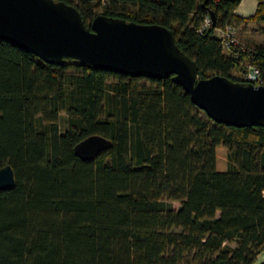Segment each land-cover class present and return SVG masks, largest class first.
Wrapping results in <instances>:
<instances>
[{"label": "trees", "instance_id": "16d2710c", "mask_svg": "<svg viewBox=\"0 0 264 264\" xmlns=\"http://www.w3.org/2000/svg\"><path fill=\"white\" fill-rule=\"evenodd\" d=\"M64 1L87 25L104 14L173 30L201 78L244 82L242 61L264 76L263 44L236 54L216 33L264 18V0L249 18L234 14L242 0ZM93 135L112 147L84 161L75 147ZM7 164L0 264H255L264 252V126L214 121L172 77L49 64L0 40Z\"/></svg>", "mask_w": 264, "mask_h": 264}, {"label": "water", "instance_id": "95a60500", "mask_svg": "<svg viewBox=\"0 0 264 264\" xmlns=\"http://www.w3.org/2000/svg\"><path fill=\"white\" fill-rule=\"evenodd\" d=\"M0 40L49 64L74 62L132 77H172L214 121L264 126V85L222 75L201 78L197 62L180 49L173 30L160 24L100 14L87 25L77 7L64 0H0ZM111 147V140L93 135L76 145L75 154L90 161ZM15 185L14 169L7 164L0 169V191Z\"/></svg>", "mask_w": 264, "mask_h": 264}, {"label": "built area", "instance_id": "2783aa9c", "mask_svg": "<svg viewBox=\"0 0 264 264\" xmlns=\"http://www.w3.org/2000/svg\"><path fill=\"white\" fill-rule=\"evenodd\" d=\"M211 22V19L207 18L205 21V27H209ZM237 29L236 25L228 23L225 26L217 28L216 33L221 40L224 50L229 52L235 51L236 54H239L241 51L246 52V47L239 39ZM235 71L239 72L238 79H241L246 83H252L257 86L264 85L262 70L258 65L252 62L242 61Z\"/></svg>", "mask_w": 264, "mask_h": 264}, {"label": "rangeland", "instance_id": "374dc122", "mask_svg": "<svg viewBox=\"0 0 264 264\" xmlns=\"http://www.w3.org/2000/svg\"><path fill=\"white\" fill-rule=\"evenodd\" d=\"M259 17H264V8H262V11ZM237 28H238L237 29L238 37L243 43L250 44L252 46L256 44L264 45V18H258L257 20L248 22V24H244V23L242 25L238 24ZM233 76L238 79L239 72L235 71L233 73ZM60 124H61L62 131H64L67 127V114L66 113H63L61 115ZM174 206L176 209H178L180 207V204L175 203ZM260 262L256 264H259ZM260 264H264V262Z\"/></svg>", "mask_w": 264, "mask_h": 264}, {"label": "crops", "instance_id": "0c3cea01", "mask_svg": "<svg viewBox=\"0 0 264 264\" xmlns=\"http://www.w3.org/2000/svg\"><path fill=\"white\" fill-rule=\"evenodd\" d=\"M258 4V0H242L238 8L235 10L234 14L238 17L249 18L255 15V13L257 12ZM243 23L248 24V22H241L240 25H242ZM260 261L264 262V252L259 256L256 263Z\"/></svg>", "mask_w": 264, "mask_h": 264}]
</instances>
